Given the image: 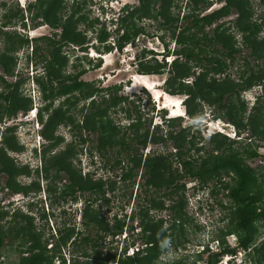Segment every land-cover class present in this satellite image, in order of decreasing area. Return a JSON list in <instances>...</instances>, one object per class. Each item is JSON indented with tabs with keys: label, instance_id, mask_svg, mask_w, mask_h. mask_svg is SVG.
I'll return each mask as SVG.
<instances>
[{
	"label": "trees",
	"instance_id": "obj_1",
	"mask_svg": "<svg viewBox=\"0 0 264 264\" xmlns=\"http://www.w3.org/2000/svg\"><path fill=\"white\" fill-rule=\"evenodd\" d=\"M62 1H39L37 6L39 10L35 13L34 18L40 17L44 23L51 27L60 26L61 20L58 17L63 9ZM170 5L171 2L168 1L166 6L169 7ZM246 5L247 1L240 0V10L242 12L246 10ZM12 15L17 18L23 16L19 9L9 16ZM160 16L166 23L171 21L168 8L161 11ZM79 20L86 22V18L82 16ZM8 21L10 22V20ZM5 24H2V27ZM68 27V25L64 27L68 31L63 33L62 39H73L72 41L81 43L80 35L74 33L73 29L69 32ZM160 27H163L162 23H160ZM252 29L254 30L252 31ZM244 30L248 31L249 35H253L260 30V27L253 25L250 30V25H245ZM2 34H4L7 45L0 53V67L2 70L0 86L6 89V93L3 94L4 91L0 92V121L5 116L7 118L15 116L19 110L31 108L30 100L23 98L19 91L22 80L12 84H8L5 80L6 76L10 77L14 72L15 57L13 53L16 50V43L21 45L27 43V40L16 34L4 32ZM100 34L99 41H104L107 34L104 31H101ZM130 39H132L131 33L126 32L118 43V48L121 49ZM251 40L253 39L245 38V43L252 53H255L258 44ZM50 43L53 44V42ZM179 43H183V41L179 40ZM52 48L54 51L51 50L49 53L53 60L50 61L52 63L49 62L51 68H47L46 80L43 81L40 76L35 77V83L39 86L43 99L48 100L55 96L68 94L74 89H79L80 94L83 95L81 98H85L89 93L85 92L86 95L83 94L84 85L88 88L90 84L78 81L79 75L84 71L74 74L72 77L63 76L62 67L66 64V60L55 55V42ZM36 50H42L41 45H38ZM42 62L43 60L40 61V65H42ZM165 64V62L163 64L157 63L156 73ZM173 67L176 75L182 76L185 73L183 67L176 65ZM256 79L259 80L260 76L258 75ZM53 80L58 83L56 88L52 87ZM251 80L248 79L247 86H241L239 90L249 87ZM200 88L201 86H198L194 94L202 97L204 90ZM230 88L231 86L225 83L216 88L210 87L211 92H215V97L213 99L208 98V103L221 102L224 94L229 92ZM208 95L210 97V93ZM118 101L119 99L112 97V104H116ZM219 106L220 110L225 108L226 111L223 113L224 115L218 112L215 113L214 120L225 117L239 134L240 131L247 129L253 138L264 141V104L256 105L246 121L242 117L245 113L244 103ZM195 115V111L192 110L191 116ZM104 116L105 114L99 109L95 115H92V118L87 116L82 123H75L72 117L61 110L54 111L45 122L42 115H40L39 121L44 123L40 135L47 144L43 146L40 152L43 164L41 167L36 168H29L28 165L18 166L15 159L9 155V153H21L24 147L19 145L16 135H14L15 128L6 126V131L0 140V176H5V187L9 192L22 193L24 196L30 193L36 196L40 195L41 192H46L50 206L56 208L63 207L69 201L82 200L83 204L81 211L78 210L81 218L80 228L72 226V224L58 226V223H56V228L52 231L49 230V234L46 232L47 230L34 226L33 216L28 213H21L17 210L10 214L0 210V257L4 240L8 238L11 241L18 240L17 247L18 251H21V255L16 264H55V260L58 261V264H66V260H69L68 264H163L160 263V258L168 252L172 244L174 248H177L178 245L189 241L185 237V222L189 218H186L184 201L181 198L178 199V202L169 206V210L174 214L173 216L177 221H173L167 227H163L164 221L162 219L154 220L150 218L149 212L151 210L162 211L165 209L166 199H171L173 195H183L185 185L182 183V179L184 177L198 183V189L201 190L204 188L202 186H206L205 184L211 180L218 182L221 174H231L233 182L222 185L225 197L229 201V223L225 232H221V235L216 239L219 246L218 250H210L207 244L201 251L192 255L191 261L187 257L185 260L174 259L172 262L165 264H197L198 262L219 264L225 255L236 256L238 252L244 254V258L248 259L249 264H264V235L259 230V224L264 222V181L261 180L262 174L246 163L247 159L257 157L255 150L235 148L233 145L236 140H230L220 133H215L209 138L213 153L200 162H197V160H183L181 158L185 155V152L194 151L197 153L202 150V148L197 147L195 142L196 138H201L200 134H197L198 136L193 135L191 140H187L188 129L181 128L180 124L174 120L168 123L169 130L166 136L157 133L158 125H156V134L149 131V128L143 129V133L139 134L138 132L143 128V124L138 121L128 128L136 135L128 138L121 136L119 139L117 138L118 128L109 120L102 121ZM95 118H98V121ZM67 123L72 124L79 131L97 132L95 149L99 153L109 146L118 145L121 147L125 153V160L132 164L128 169L123 170L118 179L121 182L129 181L127 187L132 188L138 170L142 169L144 183L141 186L143 188L135 197L139 199L136 202L137 210L130 217L132 221L137 219L141 228L142 248L140 250L129 254L126 238H123L126 229H129V225L125 220L126 216L113 215L110 222L102 213L103 206H99V204L94 207L96 203L103 202L110 209L112 200L106 196V191L113 192L116 187L115 182H104L101 179L94 181L89 173L83 176L81 171L74 168L70 162V158L75 155L72 146H67L66 150L61 153L50 154L62 142L61 137L55 135V131L60 125H68ZM126 139L135 140L136 145L130 146ZM80 141L82 143L89 142V138L80 136ZM167 141L171 142L177 149L176 155L173 157L172 154L163 155L158 153L155 156L143 157L142 152H140V148L144 149L149 144H166ZM34 152L36 153V150ZM172 159L181 166L180 172L173 167ZM113 165L119 166V162H115ZM51 172H53L52 176L50 175ZM60 174L66 180L62 188L54 184L55 181L61 180ZM19 176L32 178V180L29 184L22 186L16 181ZM42 181H48L44 189L41 186ZM212 192L216 193L212 190L211 194ZM122 198H125V194H122ZM131 200L132 192L130 191L120 209L123 210ZM31 207L32 204L29 205L30 209ZM59 216L66 218L69 213L65 209H61ZM72 217L73 213L69 216V219H66L71 222ZM5 218H8L7 225L1 223ZM40 219L45 220L46 215L42 213ZM131 229L133 230L134 227ZM45 234H48V239L44 238ZM229 235L235 238L233 247L227 244L226 237ZM121 241L124 243L122 249L119 246H114V244H119ZM133 246L134 244L131 243V247ZM63 251L68 253L69 259H66ZM205 254L206 259L204 260ZM0 264L3 263L0 262Z\"/></svg>",
	"mask_w": 264,
	"mask_h": 264
},
{
	"label": "flooded vegetation",
	"instance_id": "obj_2",
	"mask_svg": "<svg viewBox=\"0 0 264 264\" xmlns=\"http://www.w3.org/2000/svg\"><path fill=\"white\" fill-rule=\"evenodd\" d=\"M17 1L19 3H17L16 9L13 12L19 9L23 16L17 18L14 15L8 17V15L3 14L1 21V27L4 23H6L4 26L6 27L10 23L8 20L12 21V19H19L21 25L24 24L22 27L25 31L23 32L24 35L21 36L27 40V43L21 45L16 43V50L13 55L20 59V55L24 53V56L22 55L24 67H28L29 63L33 64L32 57L35 58L38 64L43 60L42 68L37 73L45 81L47 70L51 68L50 63L52 62L50 61L53 60L49 51H54L52 46L55 42V55L66 60V64L62 67V75L72 77V75L84 71L79 75L78 81L90 84L88 88L84 85L83 94L86 95L85 92L89 93L85 98H81L83 95L80 94L79 89H74L71 93L55 96L48 100H44L42 97L43 107L41 109L32 108L31 104V108L28 110H19L11 118L4 117L3 123L0 125L3 126L1 136L5 133L6 126L14 127L15 125H19L17 128L19 129L21 124L29 125L35 120L39 146H33L36 149V153L34 150L32 152L33 155L37 156L35 158L38 159L40 164L34 168L42 166L43 161L41 160L40 152L43 146L47 144L40 135L44 123L39 121V116L42 115L45 122L56 110L66 112V115L72 117L75 123L76 120L71 114L73 110H77L79 113L78 123H82L87 116L92 118V115H95L99 109L105 114L102 121L109 120L112 122L110 118L111 114L122 113L125 122H127L126 131L128 132V134L123 133L122 136L127 135L129 137V132L132 133V131L128 130V128L135 122L140 121L142 123L144 117H142L140 107L137 105H132L130 109L118 107L120 104H125V101L128 99L133 101L132 98H139L138 100H140L144 96L143 99L149 102L150 109L148 108V111L151 115L147 118H150L148 119L150 123L153 120L152 131L155 134L156 117L160 119V123L165 125L171 120L179 124L180 119L197 122L201 119L203 123L207 119L200 118L199 114L202 107L206 105L213 108L211 118H208L210 121L209 126L212 129L210 131L212 133H210L211 137L213 134L218 133V128L216 127L217 119L214 120L213 116L215 113L221 111L219 105H229L231 103L239 105L241 102L247 105L251 96H254L253 98L255 99L254 103H252V110L256 105L264 104V12L260 10L264 9V0H245L247 1V5L244 12L240 10V0H63V9L65 5L69 4L70 6L69 13L66 14L65 12L66 15H62L61 11V16L58 17L60 20L62 19L61 25L54 26L56 28L55 32H51L50 35L44 37L37 36V33L40 31L36 30V28L42 25L43 20L40 17L34 18V15L39 10L37 9L39 1L46 2L49 0ZM168 1L171 2L169 7L166 6ZM166 8H168L169 19H171L169 23H166L160 16L161 11H165ZM256 11L258 12L256 13ZM81 16L86 18V22L79 20ZM34 19H41V22L34 21ZM33 22L36 26L32 34L29 30H32L31 27L34 26ZM160 23L163 24V27H160ZM67 25L69 26V32L73 29L74 33L80 35L81 43H76L72 41L73 39H62L63 33L68 31L64 28ZM245 25H250V30L253 25H257L260 27V30L253 35H249L248 31L244 30ZM150 28H154L155 33L157 31L163 32V35L157 36L155 33H149L148 29ZM101 31L107 34L104 41H99ZM126 32L131 33L132 39L130 41L134 40V43L138 39L154 40L156 37H159L160 40H163L165 49L162 54L148 51L142 52L134 62L127 64L128 67L126 68V65L124 67L122 64L124 61L119 57L123 47L121 49L118 48V43ZM86 33H89L91 36L87 37ZM10 34H16L21 37L15 31L10 32ZM164 34L168 37L167 43ZM2 37L6 43L4 34H2ZM245 38H251L253 39L251 41L258 44L255 53H252L245 43ZM179 40L183 41V43H179ZM40 41H43V45L41 44L42 50H36ZM50 42H53V44ZM23 50L26 51V56ZM244 51H247V55L243 54ZM109 57H112V61L116 60V62L108 61ZM70 59L73 60L71 65H69ZM163 62L166 64L160 67L158 73H156V64H163ZM174 65L183 67L185 73L182 76L176 75ZM112 66H120L121 68L111 72L113 76L117 75L116 80L120 78L118 76H125L127 81L124 82L122 77L120 79L123 82L120 80V82L112 83L113 80L109 79L104 86H99V83L103 82V78L108 79L111 77L108 69ZM14 68L13 75H21L20 70L17 71V66ZM24 71L28 72L26 69ZM91 71L101 72V74L99 73L101 76L96 81L84 80L83 77ZM258 75L260 76L259 80L256 79ZM156 77L162 79L160 84H156ZM248 79H252L249 82L251 85L239 90L241 86H247ZM224 83L230 85L231 88L229 92L224 94L223 100L219 103L217 101L211 104L208 103V98L213 99L215 97V92H211L210 87L216 88ZM56 86H58V83L53 80L52 87L56 88ZM133 86L137 87V92H129V95L123 96V91ZM198 86H201L200 89L204 90L202 97L194 94ZM5 93L3 92V94ZM208 93H210V97ZM247 93L249 94L247 95ZM21 95L23 96V93ZM113 96L119 99L116 104H112ZM247 97L249 100L246 99ZM192 110L195 111V116H191ZM147 114L144 115L147 116ZM223 118L229 123L225 117ZM95 119L98 121V118ZM9 120H13L12 125H9ZM67 124L60 125L59 127H70L71 130H77L72 124ZM158 126L160 127V125ZM22 128L17 132V129H14V133L17 134ZM206 128L208 126L205 125L202 129ZM57 130L55 131V135L62 139V142L58 146L60 147L63 143V137L57 133ZM82 131L86 132L85 130H81L75 132V135L80 132L82 133ZM86 133V136H88L94 132L89 131V133ZM138 133H143V130H139ZM167 133L166 131L163 135L166 136ZM94 134H96L97 138L98 133L95 132ZM203 134L205 135L203 130H201V137ZM96 138L95 142L97 143ZM192 138L193 135L188 132L187 140H191ZM18 143L25 147L22 142L18 141ZM75 143H77L78 147H81L88 143V141L82 143L80 138H77L73 144L67 143L59 151H54L55 148L50 154L61 153L71 144L74 147L75 153L70 158V162L72 163L73 158L74 160L76 159L75 156L81 155V153H77L78 150L74 146ZM149 145L144 149L140 148L143 157L156 155L155 153H151ZM176 152L174 154L171 153L172 157L176 155ZM102 153L105 152H98L100 156H102ZM183 160L186 159L184 158ZM92 162L91 160L90 164ZM128 163L131 164L130 162ZM98 179L92 178L94 181ZM17 183L23 185L19 181ZM2 189L8 195L15 196L20 194L24 197L22 193H10L5 187V181ZM45 198H47V195ZM133 213L128 215V223Z\"/></svg>",
	"mask_w": 264,
	"mask_h": 264
},
{
	"label": "rangeland",
	"instance_id": "obj_3",
	"mask_svg": "<svg viewBox=\"0 0 264 264\" xmlns=\"http://www.w3.org/2000/svg\"><path fill=\"white\" fill-rule=\"evenodd\" d=\"M17 3H19L17 0H0V53L3 51L4 46L7 45V43H5L3 40L2 32L10 33L15 31L18 32L20 36L24 35L23 32L25 30H23L24 28L22 27L21 21L19 19H12V21H10V23L6 25V27L4 26L1 27L2 15L6 14L9 16L11 13H13V10L16 9ZM260 10L264 12V9H260ZM69 11H70V6L68 4L64 6V9L62 10L61 14L66 15L69 13ZM257 12L258 11H256V13ZM61 14L59 13V16H61ZM34 21L41 22V19H36V20L34 19ZM32 24H34V26L31 27L32 30H29L31 33L34 32V28L36 26L34 22ZM41 24L42 25H40V27L36 28V30L38 29L40 31L37 33V36L44 37L50 35L51 32H55L56 29L55 27H51L44 22H42ZM148 32L155 33V30L154 28H150L148 29ZM155 35L161 36L163 35V32L161 33L157 31ZM86 36L89 37L91 35L89 33H86ZM164 36L166 37L165 40L167 43L168 37L166 36V34H164ZM41 44L43 45V41H40L38 45ZM128 50L129 52H132L131 49ZM243 54L247 55V51H244ZM22 55L24 56V53ZM22 55H20L22 59L18 61V65H17V71L20 70L21 75H16V76L12 75L10 77L6 76L5 80L8 82V84H12L18 80H22V84H23L26 78L30 74H34L35 70L36 72H39V69L42 68L41 65L35 61V58L32 57L33 58L32 69H30L31 66H28V72L26 73L24 71V58ZM25 56H26V51H25ZM128 58L129 56L127 54L125 56H122V59L124 61L122 64L124 67L126 65V68L128 67L127 64L129 62ZM72 61L73 60L70 59L69 65H71ZM108 61H112V57H109ZM112 62H116V60ZM117 69H121L120 66L110 67L108 71L111 77L108 79L103 78V82H100L99 86L101 87L104 86L105 83L109 81V79L113 80L112 83L120 82L121 80L120 78L122 77H123L122 80L124 79L123 81L126 82L127 78H125V76H118L120 77L118 78V80H116L117 75L113 76V73L111 72L114 70L117 71ZM99 73L101 74V72L91 71L87 73L83 77V79L86 81H94V80L96 81L97 78L101 76L99 75ZM0 75H2L1 67H0ZM122 80L121 82H123ZM161 81H162L161 78L156 77V84L158 83L160 84ZM27 86L22 85L21 87L22 89H24ZM137 90L138 89L136 86L135 87L133 86L132 88L129 87L128 89L123 91L122 94L123 96H126L129 95V92H137ZM0 91L6 92V89L0 86ZM248 94L249 93H247V95ZM253 97L254 96H251L250 100L248 97L246 98L247 100H249V103L245 105V113L242 116L244 121L247 120L249 114L252 112V103H254L255 100ZM143 98L144 96H142L140 100H138L139 98H132L133 101H130L131 99H128L127 101H125L126 102L125 104L123 105L120 104L118 107L130 109L132 108V105L139 106L140 113L142 117L145 118V119L143 118L144 120L142 119L143 128L140 131H142L145 128H149V131H152L153 120L151 119L152 121L150 123L148 120L150 118H147L150 117L151 115L150 112L148 111V108L150 109V106L148 105L149 102L145 101ZM211 111H213V108L211 107H207L206 105L202 107L199 116L202 119H207L203 123L201 119H199L200 121L198 122L193 120H184V119L179 120V124L181 128H185V129L189 128L188 129L189 134L198 136L197 134L200 133L201 136V130H203V132L205 133V135L203 134V136L200 139L196 138L195 140L197 147L202 148V150L197 153H195L194 151L185 152V156L181 159L185 158L188 160H197V162L198 161L200 162L201 160L205 159L209 154L213 153L212 146L209 141V137L212 134L210 132L212 131V129L209 126L210 121L208 120V118H211V114H212ZM225 111L226 109L223 108L221 112L218 113L224 115L223 113ZM71 114L77 122V120L80 117L77 110H73ZM144 114H147V116ZM110 118L114 126L119 130V134H117V138L120 139L123 133L128 134V132L126 131L127 122H125V118L123 117L122 113H114L113 115L111 114ZM217 120H219L217 124H219V127H221L222 131L226 132L230 130L228 132L229 137L227 138H229L230 140L234 138L233 140H236L233 147L249 148L250 150L256 151L257 157L247 159L246 163L252 169H257L258 173L262 174L261 180L264 181V141L253 138L247 129L240 131L239 134L234 126L233 127L230 126L228 130L225 131L223 127V123H227L225 119L221 117L220 119ZM12 121L13 120L8 121L9 125H12ZM160 122H161L160 119L156 117V125H160V127L157 130V133L163 134L164 132L169 130V127L168 124L165 125ZM2 123L3 121H0V125ZM205 125L208 126V128L202 129ZM35 128H36L35 120H33V122L30 123L29 125L25 124L24 127L16 134L18 138L17 141L22 142L25 145V147L21 153L19 154L9 153V155L15 159L16 164L18 166L28 165L29 168H34L35 166L40 164V162L38 161L37 158H35L32 152L33 146L36 147L39 146V141L37 140L38 131ZM2 130H3V126H0V140L2 137L1 136ZM75 132H79V130H71L70 127H63V126L58 127L57 133L63 137V143L60 145V147L56 148L54 151H59L63 149L67 143L73 144V142H75L77 138H80L79 137L80 135L81 137L87 135V133L83 131L82 133L80 132L76 135ZM90 135H88L87 138H89ZM129 136L133 137V133L129 132ZM124 137L128 138L127 135ZM95 138H96V134L93 133L89 138V142L84 144L83 146L78 147L76 145L77 143L74 144V146L78 150L77 153L78 154L81 153V155L75 156L76 159L74 160L73 158L72 164L74 167H76L78 170L81 171L83 176L88 175L89 173V175L94 179L101 178V181L104 182H115L116 187L113 190V192L106 191V196L111 198L112 200V203H110V209L107 208V206H105L103 202H99L98 204L96 203L94 207H96L99 204H100L99 206H103L102 213L110 220V222H111L110 218L113 215H117L119 217L126 216L125 218H127V216L130 213L135 212L137 210L136 202L139 201V199H136L135 197L139 194V192L142 191L143 187L141 185L144 183L142 169L138 170L132 188L127 187L126 185L128 184L129 181L126 182L118 181L123 170H126L129 168V166H131V164H129L128 161L125 160V153L122 151L120 146L116 145L113 147L109 146L108 148H105L103 150L105 153H102V156H100L98 152L95 150V144H96ZM126 141L129 142L130 146L136 145V142L133 139L132 140L126 139ZM71 144H69L68 146H73ZM149 147L151 153H155V154L158 153L163 155L171 154V153L174 154L177 150L171 142H166V144H160V145L150 144ZM91 160L93 161L92 164H90ZM115 162H119V166L113 165V163ZM172 162H173V166L177 168L178 172H180L181 166L179 165V163L174 159H172ZM50 175L52 176L53 172H51ZM59 177L61 180L55 181L54 184L55 185L57 184L60 188H62L66 180L65 177L62 176V174H60ZM31 180L32 178H26L25 176L17 177V181L23 183V185L29 184ZM4 181H5V176L1 175L0 176L1 189L4 184ZM232 182L233 180L231 174L229 175L221 174L218 182L215 180H211L205 184L206 186H202L204 188L200 190L198 189L199 188L198 183H195L194 180L189 179L188 177H184V179H182V183H184L185 185L182 193L183 195H173L172 198L170 197L171 199L169 198L166 199L164 210L162 211L151 210L149 212L150 218L154 220L162 219L164 221L163 227H167L171 225L173 221H177L173 216L174 214L169 210V206L178 202V199L181 198L182 201H184V212L186 214V218H189L188 221L185 222V237L189 241L187 243L184 242L178 245L177 248H174L172 244L171 247H169L168 252L160 258V263L165 264L168 262H172L174 259L185 260L187 259V257L189 258V261H191L192 255L194 253H198L199 251H201L204 246H206L208 243H210L213 240H215V242L214 244H212L210 250L213 251L218 250L219 246H218V242H216V239L219 235H221V232H225L229 223V219H228L229 201L225 197V192L222 190V185L224 183L231 184ZM46 183H48V181L41 182L42 189L45 188ZM194 184L197 185L194 186ZM1 189H0V210L9 212L10 214H12L14 211L17 210H19L21 213H28L33 216L34 226H38L47 230L46 232H48V234H49V230L52 231L54 228H56V223H58L57 224L58 226H61L62 224H66V225L72 224V226H76L79 228L81 227L80 211H81V206L83 204L82 200H78L76 202L69 201L63 207L56 208L50 206L48 197L45 198L47 195L46 192H41L40 195H36V196L30 193L29 195L23 197L20 194L15 196L8 195L4 192L3 189L1 191ZM263 189H264V183H263ZM212 190L216 191V193L212 192L211 194ZM130 191L132 192V200L128 205H125V208L123 210H121L120 206L126 201V197L128 196ZM122 194H125V198H122ZM133 201L134 204H132ZM30 204H32L31 209L29 208ZM61 209H65L66 212L69 213V216H71V214L73 213L71 222L68 221L69 216H66V218L68 219H66L63 216H59V211ZM42 213L46 215L45 220L40 219ZM7 220L8 218H5L1 221V223L2 224L6 223L7 225ZM128 225H129V229H126L123 238H126L127 246L129 247V254H132L133 251H138L142 248V240H141L140 231H138L139 225L137 224V221L135 219L133 221L130 219ZM133 227L134 229L132 230L131 228ZM259 230L261 234L264 235V222H261L259 224ZM48 234H45L44 238L48 239ZM226 241L229 246L233 247L235 243V238L234 236L229 235L228 237H226ZM17 243L18 240L11 241L8 238L4 240V246L0 257L1 263L16 264L18 262L19 256L21 255V251L20 252L18 251ZM131 243L134 244L133 247H131ZM50 244L52 245V243ZM115 245L119 246L122 249L124 243L121 241L119 242V244L117 243L114 244V246ZM63 253H64L63 255L66 256V259L70 258L67 252L63 251ZM203 259L204 260L206 259V254L204 255ZM226 260H227L226 258H223L221 260V264H249L248 259L244 258V254L239 252L237 253L236 258L230 259L229 262L224 263L226 262ZM67 263L68 261H66V264ZM55 264H58L57 260H55ZM197 264H204V263L198 262Z\"/></svg>",
	"mask_w": 264,
	"mask_h": 264
},
{
	"label": "clouds",
	"instance_id": "obj_4",
	"mask_svg": "<svg viewBox=\"0 0 264 264\" xmlns=\"http://www.w3.org/2000/svg\"><path fill=\"white\" fill-rule=\"evenodd\" d=\"M128 49H131L132 52H129ZM164 49H165V46H164L163 42H161L159 37H156V39H154V40L153 39H148V40H146V39H141V40L138 39L136 41V43H134V40H131L130 42H127V44H125L123 46V48L121 49V52H120L121 54L119 55V57H120L121 60H123L122 56H125L127 54L129 56L128 64L129 63L131 64V62H134L139 57V55L142 54V52L145 53V52L148 51V52H156L157 54H162ZM13 56L15 57V67H16L18 65V61H20L22 58L19 59L15 55H13ZM28 66H31L30 69H32L31 63H29ZM24 69H26L28 71V67H24ZM38 76H41V75H39V73H37L36 70H35V73L34 74H30L26 78L25 82L22 84L23 86H27V84H28V86L26 88H24V89H22V87H20V90H19L21 93H23V96L26 97V99L30 100V102H31V104L33 106L32 108H35V109H37V108L41 109L43 107V102L41 100L42 94H41V91H39L40 89H38L39 86H37L36 83H35V77H38ZM218 121L219 120H217V122ZM20 126H21L20 128L24 127V125H20ZM230 126L233 127V125L230 124V123H223V127H224L225 131L228 130V128ZM18 127H19V125L18 126L17 125L14 126L15 129H17ZM216 127L218 128V133H220V134H222V135H224L226 137H229V133L228 132L230 130L226 131V132L222 131L221 127H219V124H217ZM19 129H17L16 132ZM14 135H16V133H14ZM233 139L234 138H232V140ZM32 150L35 151L36 150L35 147H32ZM34 156L37 157L36 155H34ZM125 220H126V222L128 224V219L126 218ZM135 220L137 221V224L139 225L138 220L137 219H135ZM139 229H141V228L139 227L138 231H139ZM212 244H214L213 241L208 243L209 249H211ZM239 253H241V252H239ZM236 257H237V255L236 256L225 255L223 258H226L227 260L224 263H227V262L230 261V259H234ZM66 261H69V260H66ZM219 264H221V261H220Z\"/></svg>",
	"mask_w": 264,
	"mask_h": 264
},
{
	"label": "bare ground",
	"instance_id": "obj_5",
	"mask_svg": "<svg viewBox=\"0 0 264 264\" xmlns=\"http://www.w3.org/2000/svg\"><path fill=\"white\" fill-rule=\"evenodd\" d=\"M152 86V85H151Z\"/></svg>",
	"mask_w": 264,
	"mask_h": 264
}]
</instances>
